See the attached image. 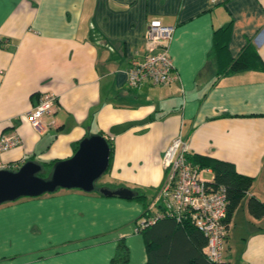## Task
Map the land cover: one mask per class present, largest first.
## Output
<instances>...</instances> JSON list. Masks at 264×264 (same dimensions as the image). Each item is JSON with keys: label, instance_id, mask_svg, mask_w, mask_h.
<instances>
[{"label": "crops", "instance_id": "1", "mask_svg": "<svg viewBox=\"0 0 264 264\" xmlns=\"http://www.w3.org/2000/svg\"><path fill=\"white\" fill-rule=\"evenodd\" d=\"M154 19L173 27L177 79L130 88L131 61L159 51L145 39ZM229 24L217 56L214 33ZM247 44L264 66V0H0V136L19 138L0 151V165L66 159L102 132L113 157L98 188L146 196L58 188L1 203L0 264H112L120 242L126 264H146L135 228L145 209L159 210L163 152L178 135L189 153L253 178L230 218L223 258L264 264V215L247 208L251 196L264 203V69L226 71ZM47 92L53 112L36 129L27 114Z\"/></svg>", "mask_w": 264, "mask_h": 264}, {"label": "built area", "instance_id": "2", "mask_svg": "<svg viewBox=\"0 0 264 264\" xmlns=\"http://www.w3.org/2000/svg\"><path fill=\"white\" fill-rule=\"evenodd\" d=\"M173 27L160 20H152L145 31V39L158 52L146 54L141 60H132L127 69V85L138 88L144 83L152 85L169 84L177 79L172 59L168 53V43ZM53 93H43L27 114V119L36 129L41 127V119L45 114H52L55 104ZM19 143V138L0 136V151H4ZM188 144L180 136L174 137L162 156L164 178L158 189V201L163 211L157 215L168 214L181 216L188 214L195 225L207 237L206 254L214 261H221L225 251L226 210L228 199L224 186L209 184L212 179L202 178L201 171L210 172V168L199 169L187 159ZM20 167V166H19ZM18 166L8 169L16 170ZM5 166L0 165V169ZM212 175V174H211ZM144 218L140 226L151 223ZM136 232L139 227L136 226Z\"/></svg>", "mask_w": 264, "mask_h": 264}, {"label": "trees", "instance_id": "3", "mask_svg": "<svg viewBox=\"0 0 264 264\" xmlns=\"http://www.w3.org/2000/svg\"><path fill=\"white\" fill-rule=\"evenodd\" d=\"M229 29L230 24L217 29L214 33V53L217 56L225 48L227 41L225 34L229 32ZM248 68L264 69L260 56L251 44H247L238 57L231 60L226 71L235 72ZM99 134L103 135L102 132H99ZM106 140L110 147V167L113 157V146L110 138H106ZM80 141L75 145L74 151ZM187 159L191 163L196 164L199 169H211L212 179L209 184L215 187H225L228 199L225 222L228 230L230 218L241 199L250 189L253 178L238 172L234 164L229 161L192 153L187 154ZM57 161L52 160L44 163V170L39 175L44 178L48 177L53 164ZM134 194L137 199L146 197L139 192V189ZM247 208L253 216L260 217L264 215V203L255 196H251L248 199ZM162 211L163 207L161 204L159 205V210L153 216L149 214V209H145L144 217L147 218V221L152 219L153 221L142 227L137 222L139 232L143 235L146 244V264H228L224 258L221 261H214L207 256L205 249L207 237L203 231L198 229L188 214H183L179 217L168 214L158 216L157 213ZM127 261V248L125 244L120 242L112 258V264H126Z\"/></svg>", "mask_w": 264, "mask_h": 264}, {"label": "water", "instance_id": "4", "mask_svg": "<svg viewBox=\"0 0 264 264\" xmlns=\"http://www.w3.org/2000/svg\"><path fill=\"white\" fill-rule=\"evenodd\" d=\"M110 147L101 134L83 137L69 158L58 160L48 177L39 175L44 168L32 160L23 162L16 170L0 169V204L20 197L51 193L58 188H78L85 192L99 191L105 196L132 198L129 188H95V181L108 170Z\"/></svg>", "mask_w": 264, "mask_h": 264}, {"label": "rangeland", "instance_id": "5", "mask_svg": "<svg viewBox=\"0 0 264 264\" xmlns=\"http://www.w3.org/2000/svg\"><path fill=\"white\" fill-rule=\"evenodd\" d=\"M107 172H109V171H106L105 173H103L96 181H95V188L96 189H98V187L107 179V178H109V175H108V173ZM200 175H201V177L202 178H205V179H210L211 178V173H207V172H204V171H202L201 173H200ZM137 191V189H135L134 190V192H136ZM150 198V196H148V199Z\"/></svg>", "mask_w": 264, "mask_h": 264}]
</instances>
